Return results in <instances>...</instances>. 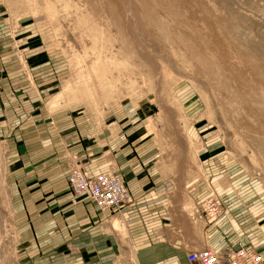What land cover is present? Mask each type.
I'll list each match as a JSON object with an SVG mask.
<instances>
[{"label":"rangeland","instance_id":"374dc122","mask_svg":"<svg viewBox=\"0 0 264 264\" xmlns=\"http://www.w3.org/2000/svg\"><path fill=\"white\" fill-rule=\"evenodd\" d=\"M0 20L59 52L57 107L138 114L177 175L219 156L264 222V0H0ZM6 165L0 139V264H19Z\"/></svg>","mask_w":264,"mask_h":264},{"label":"crops","instance_id":"0c3cea01","mask_svg":"<svg viewBox=\"0 0 264 264\" xmlns=\"http://www.w3.org/2000/svg\"><path fill=\"white\" fill-rule=\"evenodd\" d=\"M26 35L0 20V139L19 264H197L192 252L240 245L264 259V222L230 191L219 156L202 155L201 170L177 175L138 114L57 107L63 59ZM76 162L122 177L133 203L102 211L75 197ZM213 195L229 207L218 220L198 212Z\"/></svg>","mask_w":264,"mask_h":264},{"label":"built area","instance_id":"2783aa9c","mask_svg":"<svg viewBox=\"0 0 264 264\" xmlns=\"http://www.w3.org/2000/svg\"><path fill=\"white\" fill-rule=\"evenodd\" d=\"M68 182L75 197L89 199L102 211H122L133 203L124 179L111 172L93 175L76 162L69 170ZM226 211L225 203L216 195L206 199L198 208L201 217L211 220L220 219ZM188 261L197 264H264L257 251L243 245L221 252L211 248L195 251L188 256Z\"/></svg>","mask_w":264,"mask_h":264}]
</instances>
